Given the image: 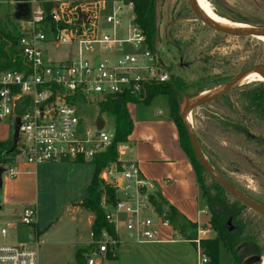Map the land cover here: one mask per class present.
Here are the masks:
<instances>
[{"label": "built area", "instance_id": "2783aa9c", "mask_svg": "<svg viewBox=\"0 0 264 264\" xmlns=\"http://www.w3.org/2000/svg\"><path fill=\"white\" fill-rule=\"evenodd\" d=\"M27 2L29 15L17 20L20 36L16 50L21 64L18 68L0 70V119L12 117L15 125L20 116L17 148L27 164L93 161L112 146L115 132L100 127L101 119L95 127L86 124V108L98 106L100 100L119 93L141 96L145 83L167 82L172 76L135 23L132 3L128 4L133 11L130 25L123 35L119 14L122 6L115 5V1ZM61 45L76 47V57L49 58L46 48ZM26 97L30 98L29 105L18 115L17 101ZM128 151V143L118 144V160L109 163L100 174L103 185L111 186L116 198L113 204L104 193L101 206L115 228L119 215H126L124 223L129 240L158 241V229L171 226V222L155 211L147 192L149 184L138 166L124 160ZM8 162L15 163L9 175H18L16 161ZM35 213L30 207L22 213L20 223L31 226L24 241H8L11 229L18 224L0 228V264H39L40 241L33 225ZM207 232L205 227L198 229L193 240L200 264L208 262L201 246ZM115 243L118 240L104 231L94 254L105 255L108 244ZM95 260L89 256L88 264H95Z\"/></svg>", "mask_w": 264, "mask_h": 264}, {"label": "rangeland", "instance_id": "374dc122", "mask_svg": "<svg viewBox=\"0 0 264 264\" xmlns=\"http://www.w3.org/2000/svg\"><path fill=\"white\" fill-rule=\"evenodd\" d=\"M108 1L122 6L119 13L122 19L120 34L124 35L133 11L123 0ZM206 1L210 11L223 18L264 27V0ZM14 11L13 0H0V22L8 29H14L12 26L17 22ZM155 27L157 54L167 66L171 78L177 76L182 81V104L204 91L226 84L239 70L264 66L263 40L214 31L195 16L187 0H155ZM45 52L54 60L76 57V47L67 45L58 48L50 46ZM261 90H264V80L236 85L229 94L196 108L190 114L189 121L211 165L236 188L264 205V98ZM255 96L262 98L259 106L252 101ZM169 109L167 95H159L149 104L131 103L129 111L133 116H153L159 110L169 113ZM85 119V123L93 127L101 119L105 121L103 129H115V118L101 112L99 106H88ZM13 130L12 117L0 119V141L9 134L7 139L10 141ZM46 164L50 165L43 163L42 167H38L26 164L24 174L11 177L9 169L15 163H0L5 168L0 184V228L18 224L11 229L10 242L27 239L31 226L20 223L26 207L36 210L33 225L37 220L41 225H48L61 217L55 228L62 226L57 229L62 231L63 227L72 223L70 212L76 203L87 196L86 188L80 184L79 178H74L72 172L47 168L42 171ZM85 164L89 168L95 167L90 160ZM202 179L207 191L221 201L223 207L234 209V206H240V218L247 224L245 233L257 240L260 255L264 257V216L241 205L231 194L221 190L206 171L202 172ZM82 210L87 214L85 209ZM208 215L211 216L210 211ZM125 218L126 215L121 213L116 221L121 234L126 231ZM206 225L209 230L206 238L216 237L217 233L209 221ZM87 237L91 239L89 229ZM113 245V252H116V243ZM67 248L44 243L39 245V264H66ZM95 254L98 257L104 255ZM106 263L104 259L103 264ZM219 263L235 264L224 246L219 248ZM70 264H74V261Z\"/></svg>", "mask_w": 264, "mask_h": 264}, {"label": "crops", "instance_id": "0c3cea01", "mask_svg": "<svg viewBox=\"0 0 264 264\" xmlns=\"http://www.w3.org/2000/svg\"><path fill=\"white\" fill-rule=\"evenodd\" d=\"M13 4L16 3L13 1ZM131 103L133 102L128 103V109ZM165 112L159 110L153 116H133L130 113L134 128L129 136V151L123 158L126 162L131 161L138 166L142 176L149 184L148 194H161L179 213L197 223L198 229L204 228L203 226L209 221L210 216L195 169L180 144L179 131L175 122L170 114ZM9 136L10 134L7 137ZM7 137L0 142L7 141ZM11 159V161H16L19 174H24L27 163L21 154L18 152ZM46 163H50V165L46 164L45 168H41L42 171H45L46 168L70 171L74 178H79L80 184L87 191L95 167L85 166L83 160ZM39 165L41 166V164ZM83 200L76 203L73 211L70 212L72 223L67 226L68 229L66 226L62 228V231L57 230L62 226L55 228L61 221V217L57 221H51L48 225H41L39 220L35 224L41 231L38 236L39 245L44 243L51 246L68 247L66 264H70L72 261L75 263V252L78 246L93 242L92 225L95 214L82 206ZM82 209H85L87 214ZM81 228L84 230L81 231ZM88 229L91 239L87 237ZM116 231L118 233L116 256L113 259H107L104 256L98 257L93 252L90 256L96 259L95 264H103L104 259L106 264H200L196 243L181 237L172 224L171 226H161L157 232L160 240L154 242L131 241L127 232L121 234L117 225Z\"/></svg>", "mask_w": 264, "mask_h": 264}, {"label": "trees", "instance_id": "16d2710c", "mask_svg": "<svg viewBox=\"0 0 264 264\" xmlns=\"http://www.w3.org/2000/svg\"><path fill=\"white\" fill-rule=\"evenodd\" d=\"M123 2L126 4H133L135 23L146 35L151 49L156 50L155 0H123ZM12 28L14 29H8L0 22V70L18 68L21 64L19 53L16 50V45L20 36L17 22L13 24ZM175 77L176 78H171L167 82L145 83L141 91V96L125 92L107 96L99 101L98 106L101 112L109 113L115 118V135L112 146L92 161L95 165V171L91 183L87 188V197L83 200L82 206L95 214V220L92 225L93 242L76 248L74 264L88 263L90 254L98 250L99 241L104 231H106L112 239L118 240V233L115 225L107 220L106 213L101 206L104 193L109 202L113 204L116 203L115 190L111 186L103 185L100 174L109 163L118 160V144L130 142L129 136L133 131L134 123L128 109V103L137 102L149 104L159 95H167L168 97L170 117L178 128L180 144L190 158L195 169L197 180L202 190V196L206 200L208 211H210L211 214L209 225H211L213 230L217 233L214 238H203L201 240L203 253L208 258L207 264H220V246H224L231 253L235 264H246L248 257L257 254L260 255L261 252L257 240L251 237L250 234L245 233L247 224L240 218V212H238L240 206H234V209L223 207L221 201L217 200L215 196H212L204 185L202 172L206 170L195 155L187 130L179 114L182 105L180 87L182 86V81L178 79L177 76ZM261 93L264 98V90H261ZM261 99L262 98H257V96H255L252 98V101L259 106ZM12 145L13 138L10 141L0 142V163L11 161V157L13 158L17 155L19 152L18 148H16L14 152L9 153ZM216 183L221 190L227 192L222 185L217 181ZM149 200L155 211L167 218L181 237L192 241L197 237L198 224L190 221L179 213L174 206L161 196V194H149ZM236 201L246 206L237 199ZM230 219L231 226L233 227L232 230L227 226L228 220ZM203 227L207 228V225L205 224ZM35 230L36 233L40 235L41 231H39L37 227ZM114 247L115 245L108 244V251L105 254L107 259H113L116 256V252H113Z\"/></svg>", "mask_w": 264, "mask_h": 264}, {"label": "water", "instance_id": "95a60500", "mask_svg": "<svg viewBox=\"0 0 264 264\" xmlns=\"http://www.w3.org/2000/svg\"><path fill=\"white\" fill-rule=\"evenodd\" d=\"M13 1L16 3L15 12L13 14L14 18L16 20H21V19L26 18L30 12V6L27 0H13ZM187 1H188V4L192 12L195 14V16L199 20H201L205 25H207L208 27H210L216 32L229 35V36H234V37H256L258 38V37L264 36V27H253L252 29H248V30H231V29H226L219 25H216L213 22H211L198 9L194 0H187ZM254 73H258L264 77V66L257 65V66L248 67V68L235 72L226 84L220 86V89L216 91L212 89L207 95L200 94L197 97L187 100L184 104L181 105L179 114L187 130V134L190 138L195 155L198 161L200 162V164L205 168L206 172L214 180H216L220 185H222L227 190V192L231 194L235 199H237L238 201L242 202L247 207L257 211L258 213L264 216V205H262L258 201L254 200L253 198H251L250 196H248L247 194H245L244 192L236 188L233 184H231L227 179H225L211 165V163L208 161L207 157L205 156L201 148V145L199 143V140L197 138V135L189 121L190 114L196 108L229 94L236 87V85H238L237 80L241 75H251ZM50 100H52V98H50L49 101ZM29 101H30L29 97H26L25 99L17 101V106L15 110L18 115H21L24 112V110L28 107ZM20 125H21V120H20V116H18L16 118L14 130H13V145L9 153L14 152L18 146L19 135H20ZM99 125L100 127H103L105 125V121L100 120ZM4 171H5V168L0 165V184L2 183V173ZM227 226L230 230L233 229V227L231 226V219L228 220ZM262 259L263 257L261 255H252L247 258L246 264H254L257 262L261 263Z\"/></svg>", "mask_w": 264, "mask_h": 264}, {"label": "bare ground", "instance_id": "6f19581e", "mask_svg": "<svg viewBox=\"0 0 264 264\" xmlns=\"http://www.w3.org/2000/svg\"><path fill=\"white\" fill-rule=\"evenodd\" d=\"M196 6L198 7V9L214 24L219 25L223 28L226 29H231V30H248V29H252L253 26L246 24V23H242V22H235V21H231L229 19L223 18L217 14H215L214 12L210 11V8L207 5V1L206 0H194ZM258 39H261L264 41V36L262 37H258ZM260 80H264V77L261 76L258 73H254L251 75H241L238 80H237V84H246V83H250L253 81H260ZM220 89V87L215 88L214 91ZM210 91H204L201 93V95H207L209 94ZM191 116H189V120H190ZM262 264H264V257L262 259Z\"/></svg>", "mask_w": 264, "mask_h": 264}]
</instances>
